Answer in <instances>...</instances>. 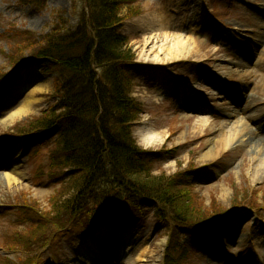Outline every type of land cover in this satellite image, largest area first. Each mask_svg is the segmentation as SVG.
<instances>
[{
    "label": "rangeland",
    "instance_id": "obj_1",
    "mask_svg": "<svg viewBox=\"0 0 264 264\" xmlns=\"http://www.w3.org/2000/svg\"><path fill=\"white\" fill-rule=\"evenodd\" d=\"M136 1L142 14L121 31L136 59L132 97L142 109L133 138L156 153L153 175L190 171L201 206H238L239 215L184 238L183 247L192 251L186 264H264V0ZM68 6L69 0H48L34 10L0 0V73L9 84L0 93V264L2 258L17 263L4 245L15 232H27L22 204L46 213L62 186L45 174L51 142H13L17 127L53 104V80L37 63L14 75L6 53L16 31L41 35L53 13ZM176 39L192 51L162 60L158 46ZM31 99L29 112L16 115ZM150 132L157 137L146 146ZM166 242L167 232L148 209L121 221L99 220L91 235H59L35 252L37 264H162Z\"/></svg>",
    "mask_w": 264,
    "mask_h": 264
},
{
    "label": "trees",
    "instance_id": "obj_2",
    "mask_svg": "<svg viewBox=\"0 0 264 264\" xmlns=\"http://www.w3.org/2000/svg\"><path fill=\"white\" fill-rule=\"evenodd\" d=\"M18 1L37 10L48 0ZM141 14L136 0H69L67 11L53 13L45 33L24 30L11 36L9 70L17 75L20 66L37 63L53 80V104L17 127L13 142L36 147L51 142L45 174L62 186L46 213L21 203L27 232H15L4 245L17 263L5 258L2 263L37 264L35 249L59 235L91 233L99 219L153 209L168 237L163 264H186L183 237L239 215L237 204L229 210L201 206L192 193L190 171L153 175L156 153L142 150L133 138L142 109L132 97L130 68L136 59L121 31ZM5 78L0 73V93L9 86Z\"/></svg>",
    "mask_w": 264,
    "mask_h": 264
},
{
    "label": "bare ground",
    "instance_id": "obj_3",
    "mask_svg": "<svg viewBox=\"0 0 264 264\" xmlns=\"http://www.w3.org/2000/svg\"><path fill=\"white\" fill-rule=\"evenodd\" d=\"M155 23L158 24V22H155ZM158 49L160 50V51H158V54L164 55V59H162L164 61L181 59L180 57H183L184 54H186V52L189 53V52L192 51L190 49V46H189L188 42L183 41L182 39H176V41L170 47L158 46ZM32 103H33L32 102V99L31 100H28L26 102L25 106L23 108H21L16 115H20V114L24 115V114H27L29 112V110H30V106L32 105ZM206 122L205 121H199L200 124H203V123H206ZM221 129H223V128H221ZM234 131H236V130H233V132ZM153 136H156V135H153V133H151V132L148 133L147 135H145L144 144L146 146L149 145L150 141L153 142V139H155L157 137V136L156 137H153ZM226 140L227 139H225L224 142ZM154 142H155V140H154ZM7 181H9L8 178H7Z\"/></svg>",
    "mask_w": 264,
    "mask_h": 264
}]
</instances>
